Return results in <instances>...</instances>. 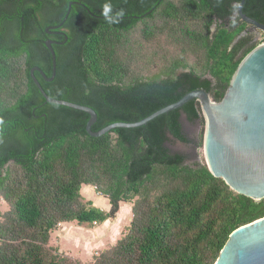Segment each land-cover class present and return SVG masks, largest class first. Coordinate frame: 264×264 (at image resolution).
<instances>
[{
	"label": "trees",
	"instance_id": "trees-1",
	"mask_svg": "<svg viewBox=\"0 0 264 264\" xmlns=\"http://www.w3.org/2000/svg\"><path fill=\"white\" fill-rule=\"evenodd\" d=\"M240 2L0 0V198L10 205L0 212V264H215L234 230L264 217V198L172 149L190 141L183 114L206 125L198 99L94 137L89 113L48 102L32 76L34 67L52 76L53 40L55 78L35 75L52 98L93 107L94 131L139 121L196 89L221 101L259 45L233 8ZM106 3L112 16L124 10L119 23L103 15ZM243 10L264 23V0H246ZM161 39L171 56L142 72L139 49ZM84 185L108 197L110 210L85 199ZM123 202H134L133 218L114 245L88 263L54 251L60 223L103 224Z\"/></svg>",
	"mask_w": 264,
	"mask_h": 264
},
{
	"label": "water",
	"instance_id": "water-1",
	"mask_svg": "<svg viewBox=\"0 0 264 264\" xmlns=\"http://www.w3.org/2000/svg\"><path fill=\"white\" fill-rule=\"evenodd\" d=\"M245 2L241 0L239 3L238 15L251 25V30L264 32V23L244 12ZM53 42H46L53 55L52 76L48 77L40 67L32 69V76L48 102L90 114L87 123L90 135L100 137L117 127L143 126L162 114L198 99L206 121L204 150L210 171L216 177L223 178L235 191L256 200L264 198V43L252 49L241 61L221 101L215 100L205 89H196L139 121L114 122L94 131L98 114L93 107L52 98L35 75V71L39 70L47 81L55 78L57 57ZM183 121L189 122L185 114ZM215 264H264V217L234 230Z\"/></svg>",
	"mask_w": 264,
	"mask_h": 264
},
{
	"label": "rangeland",
	"instance_id": "rangeland-1",
	"mask_svg": "<svg viewBox=\"0 0 264 264\" xmlns=\"http://www.w3.org/2000/svg\"><path fill=\"white\" fill-rule=\"evenodd\" d=\"M250 31L255 35L256 43H264L263 31L258 32L255 29H250ZM134 42L133 39L131 43L133 44ZM164 56L170 57L171 52L163 39L148 44L145 49H139V57L142 58L139 62L141 71L146 73L157 72L163 65ZM184 128L190 138V142L178 141L172 144V149L185 154L189 164H195L196 162L206 163L204 144H200L201 134L205 133L206 125L201 122H184ZM83 195L85 199H88L86 192H83ZM122 204L124 207L119 217L116 216V218L109 219L107 225L103 223L91 226L81 224L78 221L60 223L52 232L51 244L54 251L61 257L67 256L73 260H82L85 263L90 262L93 256L114 245L124 235L126 227L133 218L132 207L134 202H123ZM9 209V203L0 198V212L5 213Z\"/></svg>",
	"mask_w": 264,
	"mask_h": 264
},
{
	"label": "crops",
	"instance_id": "crops-1",
	"mask_svg": "<svg viewBox=\"0 0 264 264\" xmlns=\"http://www.w3.org/2000/svg\"><path fill=\"white\" fill-rule=\"evenodd\" d=\"M83 192H86L88 194V199L92 200L96 205L100 206L102 209H105L107 211L110 210L111 203H110L109 198H107L106 196L102 195L101 193H98V191L95 189L94 186H92V185H84L83 186ZM123 207L124 206L122 204L121 209L119 210V212L117 213L116 216L119 217V214L122 211ZM118 217H117V219H118ZM112 218H114V217H112ZM109 219H111V218H109ZM109 219L104 222L105 225H107Z\"/></svg>",
	"mask_w": 264,
	"mask_h": 264
},
{
	"label": "clouds",
	"instance_id": "clouds-1",
	"mask_svg": "<svg viewBox=\"0 0 264 264\" xmlns=\"http://www.w3.org/2000/svg\"><path fill=\"white\" fill-rule=\"evenodd\" d=\"M239 7V4H235L233 5V8L234 10L235 9H238ZM111 12H112V6L110 3H106L104 5V8H103V15L105 16V18L108 20V22L110 24H113V23H119L120 22V19L124 16V10L121 9L119 12L116 13L115 16H112L111 15Z\"/></svg>",
	"mask_w": 264,
	"mask_h": 264
},
{
	"label": "flooded vegetation",
	"instance_id": "flooded-vegetation-1",
	"mask_svg": "<svg viewBox=\"0 0 264 264\" xmlns=\"http://www.w3.org/2000/svg\"><path fill=\"white\" fill-rule=\"evenodd\" d=\"M249 30H250V28H249ZM252 32V31H251ZM190 122V121H189ZM185 129V128H184ZM185 133H187L186 131H185ZM187 137H188V135H187ZM189 138V137H188ZM190 139V138H189ZM179 142H181V141H179ZM190 142V141H189ZM186 160H187V157H186Z\"/></svg>",
	"mask_w": 264,
	"mask_h": 264
}]
</instances>
